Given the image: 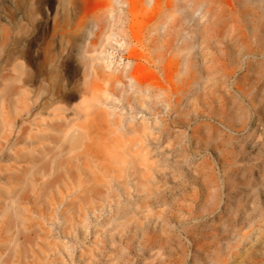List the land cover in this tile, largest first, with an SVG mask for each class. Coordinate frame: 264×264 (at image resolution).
<instances>
[{
	"label": "rangeland",
	"instance_id": "rangeland-1",
	"mask_svg": "<svg viewBox=\"0 0 264 264\" xmlns=\"http://www.w3.org/2000/svg\"><path fill=\"white\" fill-rule=\"evenodd\" d=\"M94 48L102 88L87 98L100 107L96 115L119 125L95 136L93 154L113 179L109 202L86 215L61 211L47 191L34 196L19 178L13 185L29 202L16 199L23 217L16 241L0 188L3 257L264 264V0H0V117L11 135L25 88L43 102L53 86L69 114L79 106ZM119 73L154 94L131 87L129 77L114 83ZM130 148L135 169L148 166L142 186L113 160ZM19 165L10 171L20 175Z\"/></svg>",
	"mask_w": 264,
	"mask_h": 264
},
{
	"label": "bare ground",
	"instance_id": "bare-ground-1",
	"mask_svg": "<svg viewBox=\"0 0 264 264\" xmlns=\"http://www.w3.org/2000/svg\"><path fill=\"white\" fill-rule=\"evenodd\" d=\"M89 56L88 75L81 91L82 101L78 107L73 108L71 114H69L70 108L65 103L58 100L55 95L52 96L54 87L51 86L48 89L51 97H47L43 102L37 97L31 98L30 90L24 89L23 114L20 112L17 115L19 121H16V125L20 123L17 125L18 130L15 134L11 135V123L4 121L5 115L3 118L0 117V156L5 157L6 160L5 163L0 164V180L4 181V184L0 183V188L5 190V198L11 204L15 225V231L9 237L11 241L17 240L18 226H21L23 222V217L19 213L22 207L17 204L16 199L18 197L21 202H29V197L22 196L20 193L21 187H16L19 178L21 184L29 188L34 196L41 194L42 190L47 191L50 198L57 200V205L62 206L61 211L72 207L76 213L86 215L88 211L101 207L97 201L106 203L111 195L109 183H112L113 179L109 178L106 166L101 165L93 153L97 152L95 136H108L100 132L103 130L102 126L115 133L119 125L117 120L109 118L105 112L96 115L93 110L100 107L92 102L94 101L92 97V100L87 98L102 88L94 77L103 74L92 63L95 57L101 58L95 48ZM123 77H129V84L133 88L155 92L152 89L148 90L131 74L129 76L125 73L114 74L113 82L121 83ZM109 87L113 95L115 89L112 85ZM162 88L159 85L155 90ZM41 112L46 113V116L36 117ZM23 123L26 125L24 126ZM127 128L131 133H135L134 127L128 125ZM90 129L94 132L93 136H90ZM131 150L132 148L128 149L126 157L119 158V160L113 158V160L120 164L121 170L125 172L128 179L133 178L135 182L136 176L135 185L142 186L145 175L148 173L146 171L148 166L145 162H141V168L136 170L135 154ZM106 156L109 159L112 157L110 153ZM23 162L25 165H19ZM13 164L20 166V175L10 171V166ZM14 182L16 185H13ZM15 253L16 251L13 250V255ZM16 258L18 261L20 255ZM11 263L7 256L3 257L0 253V264Z\"/></svg>",
	"mask_w": 264,
	"mask_h": 264
}]
</instances>
